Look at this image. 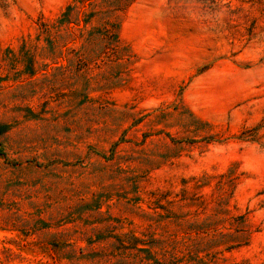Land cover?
Instances as JSON below:
<instances>
[{
  "label": "rangeland",
  "instance_id": "rangeland-1",
  "mask_svg": "<svg viewBox=\"0 0 264 264\" xmlns=\"http://www.w3.org/2000/svg\"><path fill=\"white\" fill-rule=\"evenodd\" d=\"M0 264H264V0H0Z\"/></svg>",
  "mask_w": 264,
  "mask_h": 264
},
{
  "label": "trees",
  "instance_id": "trees-1",
  "mask_svg": "<svg viewBox=\"0 0 264 264\" xmlns=\"http://www.w3.org/2000/svg\"><path fill=\"white\" fill-rule=\"evenodd\" d=\"M70 9H71V6L68 5V6L66 7V10L62 13V16L65 17V16L68 14V12L70 11ZM62 19H63V18H62ZM62 19H61V20H62ZM109 26L112 27V28H115V29H116V26H113V24H110Z\"/></svg>",
  "mask_w": 264,
  "mask_h": 264
}]
</instances>
